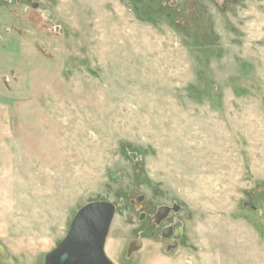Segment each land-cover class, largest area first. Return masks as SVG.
Masks as SVG:
<instances>
[{
    "label": "rangeland",
    "instance_id": "1",
    "mask_svg": "<svg viewBox=\"0 0 264 264\" xmlns=\"http://www.w3.org/2000/svg\"><path fill=\"white\" fill-rule=\"evenodd\" d=\"M97 200L114 264H264V0H0V264ZM173 201L167 256L139 211Z\"/></svg>",
    "mask_w": 264,
    "mask_h": 264
},
{
    "label": "water",
    "instance_id": "2",
    "mask_svg": "<svg viewBox=\"0 0 264 264\" xmlns=\"http://www.w3.org/2000/svg\"><path fill=\"white\" fill-rule=\"evenodd\" d=\"M35 5L36 2L33 7ZM167 209L161 207L158 217L164 215ZM115 211L116 206L112 201L84 203L70 220L65 237L52 251L44 255L43 264H113L104 247ZM64 254L67 257L60 261Z\"/></svg>",
    "mask_w": 264,
    "mask_h": 264
},
{
    "label": "flooded vegetation",
    "instance_id": "3",
    "mask_svg": "<svg viewBox=\"0 0 264 264\" xmlns=\"http://www.w3.org/2000/svg\"><path fill=\"white\" fill-rule=\"evenodd\" d=\"M144 202V198L140 197L137 198L135 201V204L138 207H144L142 203ZM130 204H132V201H130ZM161 207H167L164 215L159 216L158 210ZM182 206L177 204L175 201L167 204H162L154 209V212L149 211V208L146 206V209L139 211V219L140 221H144L148 219V232L151 234H157L156 236V242L160 243V246L162 247V251L169 256L171 253H174L176 251H179L180 248L184 246V240L186 238L187 232L185 231L184 222L181 218H179L180 212H181ZM140 236H137L130 240L127 244V249L125 252V262L127 263V260L130 261L131 259H134L136 257V254L141 250V233ZM107 241V240H106ZM153 241V240H152ZM106 246V243H105ZM54 249V248H53ZM52 249V250H53ZM105 249V247H104ZM106 255L107 251L105 249ZM67 257V255H62L60 258V261L64 260ZM109 260L113 263V261L110 259V257L107 255ZM173 261H177V259H173ZM114 264V263H113Z\"/></svg>",
    "mask_w": 264,
    "mask_h": 264
}]
</instances>
